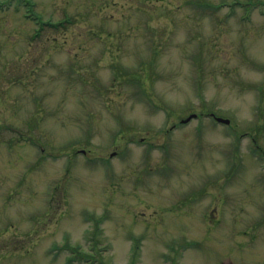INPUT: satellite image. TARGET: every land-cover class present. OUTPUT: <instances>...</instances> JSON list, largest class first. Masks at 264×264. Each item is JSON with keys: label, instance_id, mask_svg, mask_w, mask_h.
<instances>
[{"label": "rangeland", "instance_id": "obj_1", "mask_svg": "<svg viewBox=\"0 0 264 264\" xmlns=\"http://www.w3.org/2000/svg\"><path fill=\"white\" fill-rule=\"evenodd\" d=\"M26 1L0 0V264H264V0Z\"/></svg>", "mask_w": 264, "mask_h": 264}, {"label": "water", "instance_id": "obj_2", "mask_svg": "<svg viewBox=\"0 0 264 264\" xmlns=\"http://www.w3.org/2000/svg\"><path fill=\"white\" fill-rule=\"evenodd\" d=\"M192 116H194V114H190L186 119H184V121L188 120V119H189L190 117H192ZM215 118H216V120H218V121H222V122H225V123L228 122V119H227V118H222V117H220V116H216Z\"/></svg>", "mask_w": 264, "mask_h": 264}, {"label": "trees", "instance_id": "obj_3", "mask_svg": "<svg viewBox=\"0 0 264 264\" xmlns=\"http://www.w3.org/2000/svg\"><path fill=\"white\" fill-rule=\"evenodd\" d=\"M94 238V237H93Z\"/></svg>", "mask_w": 264, "mask_h": 264}]
</instances>
